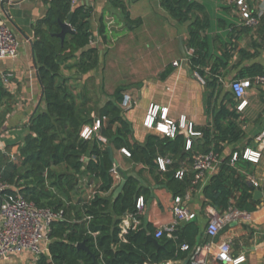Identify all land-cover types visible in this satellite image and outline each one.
<instances>
[{"label":"trees","instance_id":"1","mask_svg":"<svg viewBox=\"0 0 264 264\" xmlns=\"http://www.w3.org/2000/svg\"><path fill=\"white\" fill-rule=\"evenodd\" d=\"M41 1L49 9L33 30L45 110L33 116L16 160L6 163L0 157L1 179L14 188L4 194L17 192L37 207L63 212V218L51 225L48 252L32 258V264H161L186 258L196 246L199 229L195 222L177 226L171 239L164 232L159 239L160 246L148 240L156 231L152 224L142 223L121 236L124 217L133 215L140 219L138 200L142 197L146 206L151 196L142 180L145 170L174 198H185L191 190L202 187L204 204L221 214L231 209L246 213L258 210L262 200L255 199V192L264 191V183L256 188L249 181V176L254 175V163L243 159L240 149L225 154L228 146L245 138L242 114L237 110L239 103L231 90L224 91L218 73V68L228 66L232 56L223 52L208 75L203 71L211 59L209 46L202 37L212 22L208 2L161 0V5L177 22L189 24L188 46L194 50L189 63L206 80L207 112L212 121L205 127L195 128L198 133L195 138L178 130L174 138L150 134L144 144H139L132 141L131 125L123 116L125 87L120 86L112 95H106L108 99L101 104L99 96L93 93V81L88 80L90 85L78 90L77 79L63 73L67 68L77 76H87L100 66V50L89 46L90 10L75 5L72 0ZM110 2L122 10L128 23H139L130 18L123 0ZM63 22L71 24L73 33L62 42L57 34ZM69 61L74 63L68 64ZM250 69L237 79L254 78L263 72L260 66ZM171 72L168 70L162 78ZM0 93L1 107L2 98L8 95L1 88ZM5 115L0 110V133ZM97 119L101 121L100 131L89 139L83 138L84 128L93 127ZM188 140L191 141L189 149ZM109 148L126 149L130 153L129 161L143 167L130 174L118 167L127 179L118 197L115 190L119 179L111 172L115 164ZM212 151L221 158L217 172L207 183H195V157ZM235 153L238 159L233 161ZM160 158L171 160L165 171L158 163ZM179 171H184L181 179L176 177ZM228 227L229 224L222 232ZM82 243L86 248L78 247ZM184 244L190 247L189 251L183 250Z\"/></svg>","mask_w":264,"mask_h":264},{"label":"crops","instance_id":"2","mask_svg":"<svg viewBox=\"0 0 264 264\" xmlns=\"http://www.w3.org/2000/svg\"><path fill=\"white\" fill-rule=\"evenodd\" d=\"M197 1L208 2L209 15L212 19L209 28L202 33L211 56L208 65L203 68L205 74H209L217 58L223 56V52H228L232 56L227 67L218 68L224 91L230 90V82L247 73L248 69L260 66L264 70V23L256 28L246 26L236 0ZM1 2L2 0L0 22L9 23L20 41L16 57L0 60V88L8 95L2 98L0 107V110L6 112L3 131L0 133V157L9 163L16 160L19 148L29 134L33 116L39 110H45L43 86L40 84L35 65L33 28L47 15L49 7L41 0H21L17 6L4 7L1 6ZM123 2L130 18L133 21L139 20V23H128L122 10L114 7L110 0H80L74 3L90 10L92 39L89 46L98 48L102 57L99 68L87 76H77L74 70L69 71L67 68H64V75L77 79L78 90L87 84L90 85L91 82L88 83V80L93 81V93L99 96L101 104L108 99L106 95H112L120 86L125 87V93H129L133 101L123 116L131 125L133 142L144 144L148 135L159 134L155 128L145 126L152 106H158L160 114L164 109L168 110L166 120L159 117L158 122L168 124L169 121L186 134L190 135V128L196 133L195 128L205 127L212 118L207 112L206 80L189 63L190 56L194 53L188 46L189 24H181L173 19L162 7L161 0ZM244 2L253 15L261 18L264 16V0ZM222 19L226 22H222ZM180 39H183L186 55L180 50ZM174 62H179L180 65L174 66ZM73 63L74 61L68 62ZM220 63L218 61L217 65L220 66ZM168 70L172 72L163 79V74ZM71 83L73 84L72 81ZM248 102L247 107L241 112L245 138L237 144L228 146L226 155H230L236 149L243 152L246 148L254 149L255 137L264 129V91L260 88L251 89L248 93ZM191 137L195 138L197 135ZM112 151L116 160L115 165L123 172L136 173L143 168L130 162L122 150ZM252 168L254 175L251 176L255 177L259 187H262L264 149L261 159L254 163ZM142 180L144 186L149 188L151 196L144 212L139 214L137 226L142 223L152 224L156 231L173 226L176 220L174 196L164 186H158L147 170L142 174ZM121 181L120 175L119 185ZM208 181L209 178L206 183ZM202 189L200 187L191 190L183 199V206L195 217L178 225L185 226L190 222L197 224L199 231L196 246L209 240L206 227L208 212L212 207L204 204ZM261 200L262 204L258 210L249 213V218L241 217L232 221L216 240L218 243L230 242L233 258L244 257L240 264H264V198ZM123 221L132 223L129 215L124 217ZM155 232L151 235L154 238ZM168 238L171 239L170 236ZM216 256L217 248L214 247L210 264H217ZM190 258L191 253L186 258L169 260L161 264H191ZM9 259L2 261L1 264H7Z\"/></svg>","mask_w":264,"mask_h":264},{"label":"built area","instance_id":"3","mask_svg":"<svg viewBox=\"0 0 264 264\" xmlns=\"http://www.w3.org/2000/svg\"><path fill=\"white\" fill-rule=\"evenodd\" d=\"M14 1V0H10ZM80 0H72L77 3ZM237 5L241 10V17L244 24L249 28H256L261 24V17L253 15L249 6L244 0H236ZM20 47V41L16 33L13 31L11 25L7 22H0V60L6 58H14L17 56ZM179 62H174V66H179ZM5 77V75L3 76ZM230 90L233 92L238 101L237 110L239 112L249 104L248 93L253 88H260L264 91V70L254 77L246 79H234L229 84ZM132 96L125 93L122 100V107L128 110L132 104ZM167 109H164L160 114L158 106H152L148 112L145 121V126L152 129L155 128L159 134L174 138L179 128L174 126L171 122L168 124L158 122L157 119L161 117L166 120ZM101 128V121L96 120L93 127H85L82 132V137L85 139L91 138L95 133L99 132ZM182 128H185L182 126ZM191 136L198 135L193 133L191 128L189 130ZM255 145L253 148H246L242 154L243 159L252 163H258L262 157L264 149V129L255 137ZM191 146V141L187 142V149ZM126 156L130 153L126 149H122ZM238 159V154L235 153L233 161ZM220 155L212 151L209 154H201L195 157L193 171L195 172V183H206L207 179L215 174L220 163ZM161 170L165 171L166 166L171 163L169 158H160L158 160ZM116 179L120 178L118 167L115 165L111 170ZM184 176V171H179L176 175L181 179ZM249 181L256 187H259L258 180L253 176H249ZM8 190H14L12 186L2 181L0 176V264L2 261L11 257L20 255H29L33 258L48 252L50 244L51 225L63 218V212H57L50 208H40L34 203L29 202L21 194L11 193L4 194ZM258 190V189H257ZM183 199L176 197L174 200V214L176 217L175 223L171 227L159 229L155 232V238L160 239L164 232L168 236L173 237L175 228L184 221L192 220L195 215L191 214L187 208L183 206ZM146 206L144 199L141 197L137 203L139 214L144 212ZM132 223L123 221L120 225L121 236L128 233L129 229L136 228L139 224L137 217L129 215ZM241 217L249 218V213L240 212L231 209L225 214H221L214 208L208 212V223L206 227V235L209 239L206 243L190 250L186 244L182 246L183 250L191 253V264H210V256L213 248H217V264H240L244 261V257L233 258L232 245L230 242H216L222 230L232 221H236Z\"/></svg>","mask_w":264,"mask_h":264},{"label":"water","instance_id":"4","mask_svg":"<svg viewBox=\"0 0 264 264\" xmlns=\"http://www.w3.org/2000/svg\"><path fill=\"white\" fill-rule=\"evenodd\" d=\"M20 2H21V0H14V1L2 0L1 6L2 7H4L5 5H11V6H14L15 5V6H17ZM8 15H10V14H8ZM60 25H61V29L62 30H61L60 33L57 34V37H59L62 40V42H63L65 40V38H66L67 35L73 33V28H72V26H71V24L69 22H63ZM28 39H30V38H28ZM32 44H33V42H32ZM180 50L182 51V53L184 55H186V52H185V49H184V44H183V39H180ZM35 65H36V67L38 69L36 60H35ZM38 78H39L40 84L42 85V82H41V78H40L39 73H38ZM43 96H44V88H43ZM109 153L111 155V158L113 160V163L116 164V160L114 158V154H113V151H112L111 148H109ZM120 175L122 176V181H121V184L119 185V187L115 190V196L116 197H118L122 193V191H123V189H124V187L126 185V182H127L126 175L123 174L122 172H120ZM263 198H264V193L262 191L257 190L255 192V199L261 200ZM148 240L151 241V242H153L157 246H160L158 239L154 238L153 236H149L148 237ZM78 247L79 248H86L84 243L78 245Z\"/></svg>","mask_w":264,"mask_h":264},{"label":"rangeland","instance_id":"5","mask_svg":"<svg viewBox=\"0 0 264 264\" xmlns=\"http://www.w3.org/2000/svg\"><path fill=\"white\" fill-rule=\"evenodd\" d=\"M32 256L25 255L22 256H15L11 257V259L8 260L7 264H32Z\"/></svg>","mask_w":264,"mask_h":264}]
</instances>
